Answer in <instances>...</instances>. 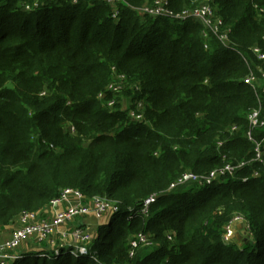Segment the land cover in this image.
<instances>
[{"label": "trees", "instance_id": "16d2710c", "mask_svg": "<svg viewBox=\"0 0 264 264\" xmlns=\"http://www.w3.org/2000/svg\"><path fill=\"white\" fill-rule=\"evenodd\" d=\"M125 1L113 17L107 0H0V231L67 188L118 208L83 241L86 253L31 238L37 247L8 264H264V156L247 137L264 93L199 21L142 16L132 8L154 0ZM213 1L231 46L264 70V0ZM113 67L130 109L110 105ZM187 172L199 177L179 183ZM236 214L252 236L243 247L224 239ZM83 220L72 226L88 234ZM139 234L151 244L134 248Z\"/></svg>", "mask_w": 264, "mask_h": 264}, {"label": "built area", "instance_id": "2783aa9c", "mask_svg": "<svg viewBox=\"0 0 264 264\" xmlns=\"http://www.w3.org/2000/svg\"><path fill=\"white\" fill-rule=\"evenodd\" d=\"M120 0H107L110 5ZM190 7H185L181 12H175L170 8V0H154V4L144 5L139 8L133 7L143 16H151L154 18H168L175 19L181 18L182 21L194 19L202 24L204 29L202 35L207 40L209 38L215 37L222 45L231 48L232 51L241 55L246 63H248L247 58L240 53V51L231 46V41L228 37V33L223 30L222 18L217 16L215 4L213 0H206L199 6L194 8L192 0ZM40 0H34V6L39 4ZM76 2V0H74ZM124 2H126L124 0ZM121 2L117 3V9H115L118 16V10L120 8ZM24 9L31 10L33 5L28 3L24 6ZM118 18V17H116ZM259 54L260 58H264V54L260 52L259 49L255 50ZM114 80L109 84L108 90L111 92L117 91L120 86L124 89L127 79L123 74L117 73L114 70ZM244 82L252 87V89L258 94L259 92L264 93V70L260 72L259 75L251 73L247 78L243 79ZM116 81V82H114ZM110 105H115V101H111ZM113 106L111 108H113ZM247 119L249 121L250 129L247 132V137L256 145V159H262L261 146L264 143V137L257 140L253 135V132L257 128H264V117H261V106L252 110ZM238 129V126H233L232 131ZM245 162H241L238 166L227 165L221 170L213 171L206 178V184H211L216 179L229 173L233 175L238 167H241ZM196 174L192 172H187L179 179V183H184L187 180H195L198 178ZM246 181V178L243 179ZM155 201V198L151 196L146 200L145 205H148ZM118 210L115 204L107 201V199L98 196H86L83 192L74 189L67 188L62 191L60 196L54 198L51 201L49 209L41 212H22L17 220L5 227V232L0 231V264H8L11 260L18 257V248L21 242L34 238L35 241L38 240H48L52 251L58 254L60 251V242L69 245H75L79 248V252L84 254L87 252L85 246H83L80 241H89L92 238V234L85 235L80 229H76L73 232H68V229L77 221V219L83 220L87 217H94L100 223L107 221L112 214ZM145 211H147L145 209ZM109 217V218H108ZM231 228V227H230ZM230 228L227 227L226 233L224 234V239H227V234L230 233ZM89 234V233H88ZM61 235V237H59ZM70 236V237H69ZM60 240V242H58ZM140 244L150 245L151 243L147 240L144 234H139L132 241V246L134 248L138 247ZM17 249V251H16ZM134 254V250L131 255Z\"/></svg>", "mask_w": 264, "mask_h": 264}, {"label": "rangeland", "instance_id": "374dc122", "mask_svg": "<svg viewBox=\"0 0 264 264\" xmlns=\"http://www.w3.org/2000/svg\"><path fill=\"white\" fill-rule=\"evenodd\" d=\"M205 1L206 0H192V3H193L194 8H195V7L199 6L200 4H202ZM118 2L127 4V2H124V0H120V1L113 2L110 5V8L113 9L112 10V16L113 17H115V14H116L115 9L118 8L117 7V3ZM26 4H28V2L22 3L23 6H25ZM134 10H136V9H134ZM109 12L110 11H108V13ZM177 21L178 22H181L182 20H181V18H177ZM203 31H204V29L202 28V31L200 30L201 35H202ZM246 65H247L248 73L244 76V79L247 78L252 72L255 73L256 75H259L260 72L263 71V68L260 67V66H257L255 68H253L251 66V64H250L249 61H248V63ZM112 69L115 70V67H113ZM114 82H116V81H114ZM124 91L125 90L120 86V88L117 91L112 92V94L114 95L113 100L115 101V103H119V101L121 102V103H119L121 105L120 108L130 109L132 107V101H131V99H129V98H122V99H120L118 101V97L121 96V94ZM259 104H260L259 107L261 106V117H264V104H262V102H259ZM138 106L141 107V109H144L142 103H138ZM73 129L74 128H72V130ZM263 150H264V148L261 146V155H262V157L264 156V151ZM236 215L237 216H235L233 218V220L229 224H227L225 226V229H227V227H229V228L231 227L230 228V231H229L230 233L227 234V239L228 240H226V241H232V242L234 241V242H236L239 245V247H243V245L246 242V240L248 239L249 235H251V233L249 232V228L250 227L246 224L245 219L243 218V216L238 215V214H236ZM82 221H84V220H82ZM76 229H80L81 230L80 227H74V226H72V227H70L68 229V232H73ZM82 229H83V231H85V228H82ZM86 229H90L91 232L89 234H85V235H90V234L94 233V231H95V227L92 225V223L90 221H88V223H86ZM249 238H252V236L249 237ZM80 243L83 246H86L87 245V243L83 242L82 240L80 241ZM37 245H38V243L35 242V241H33V240L32 241L26 240V241L21 242V244H20V246L18 248V251L28 250L30 248L34 249V248L37 247ZM75 245H77V244H75ZM16 251H17V249H16ZM52 255H53V253H52Z\"/></svg>", "mask_w": 264, "mask_h": 264}, {"label": "crops", "instance_id": "0c3cea01", "mask_svg": "<svg viewBox=\"0 0 264 264\" xmlns=\"http://www.w3.org/2000/svg\"><path fill=\"white\" fill-rule=\"evenodd\" d=\"M87 219L92 223V225L95 227L99 224V221H97L95 218L93 217H87ZM87 220H85L86 222Z\"/></svg>", "mask_w": 264, "mask_h": 264}]
</instances>
